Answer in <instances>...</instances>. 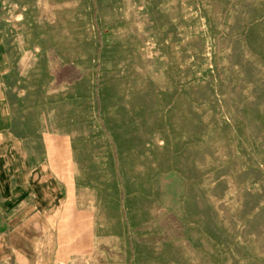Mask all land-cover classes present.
<instances>
[{"label":"rangeland","instance_id":"obj_1","mask_svg":"<svg viewBox=\"0 0 264 264\" xmlns=\"http://www.w3.org/2000/svg\"><path fill=\"white\" fill-rule=\"evenodd\" d=\"M0 34L65 157L44 264H264V0H0Z\"/></svg>","mask_w":264,"mask_h":264},{"label":"crops","instance_id":"obj_2","mask_svg":"<svg viewBox=\"0 0 264 264\" xmlns=\"http://www.w3.org/2000/svg\"><path fill=\"white\" fill-rule=\"evenodd\" d=\"M9 71L0 34V264H44L46 247L55 246L54 259L62 249L59 233L51 239L46 232L59 229L49 226V216L64 213L68 190L58 172L65 157L50 154L54 146L46 142L44 128L18 116L8 96ZM74 184L75 178L73 199Z\"/></svg>","mask_w":264,"mask_h":264}]
</instances>
